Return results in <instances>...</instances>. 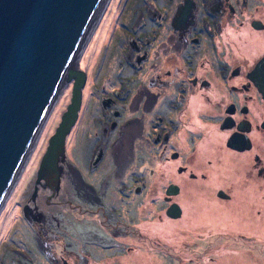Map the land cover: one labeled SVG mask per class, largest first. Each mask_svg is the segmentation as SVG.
<instances>
[{
    "label": "flooded vegetation",
    "instance_id": "af4514ba",
    "mask_svg": "<svg viewBox=\"0 0 264 264\" xmlns=\"http://www.w3.org/2000/svg\"><path fill=\"white\" fill-rule=\"evenodd\" d=\"M263 58L264 0H111L79 60L85 82L75 149L80 130L96 148L93 171L76 162L84 185H76L78 209L108 218L107 180L121 181L110 195L123 196L135 175H180L183 184L189 177L215 189L225 217L249 219L240 239L252 243L255 225L264 227V92L255 72ZM181 191L174 180L163 187L160 220L183 215ZM104 222H96L101 232Z\"/></svg>",
    "mask_w": 264,
    "mask_h": 264
},
{
    "label": "rangeland",
    "instance_id": "374dc122",
    "mask_svg": "<svg viewBox=\"0 0 264 264\" xmlns=\"http://www.w3.org/2000/svg\"><path fill=\"white\" fill-rule=\"evenodd\" d=\"M106 32L101 34L97 48L105 41ZM93 55L96 59L97 53L92 52L88 58V70L94 63ZM87 88L88 93L90 84ZM71 101L72 89H67L44 127L40 146L0 213V264H264V227L257 223L252 231L262 240L243 241L240 234L252 229L246 224L249 219L244 221L239 212L225 217L214 196L215 189L206 192L200 182L189 177L183 184L179 180L184 176L180 175H135L136 181L130 184L134 190H126L123 196L110 195L113 188H121V181L112 186L107 180L109 186L104 191L109 217L100 218V211L92 213L86 207L83 212L79 210L75 190L77 184L78 188L84 185L79 186L75 168L81 167L76 162H84L93 171L89 159L94 155L95 139L80 130L81 140L75 149V123L58 146L56 166L47 160ZM84 126L83 120L81 129ZM102 146L106 151V142ZM171 180L182 186L176 199L184 213L177 219L160 220L157 203ZM117 181L113 178L112 182ZM143 181L145 190L139 191ZM100 219L108 225L104 232L96 226ZM102 240L106 245L99 243ZM87 242L90 250L86 249ZM105 246L104 254L93 249Z\"/></svg>",
    "mask_w": 264,
    "mask_h": 264
},
{
    "label": "water",
    "instance_id": "95a60500",
    "mask_svg": "<svg viewBox=\"0 0 264 264\" xmlns=\"http://www.w3.org/2000/svg\"><path fill=\"white\" fill-rule=\"evenodd\" d=\"M105 3L0 0V213L70 82L72 101L52 141L62 146L75 124L85 82L79 60ZM255 72L264 92V58Z\"/></svg>",
    "mask_w": 264,
    "mask_h": 264
},
{
    "label": "bare ground",
    "instance_id": "6f19581e",
    "mask_svg": "<svg viewBox=\"0 0 264 264\" xmlns=\"http://www.w3.org/2000/svg\"><path fill=\"white\" fill-rule=\"evenodd\" d=\"M110 2H111V0H106V3L103 6L99 7V9H98L99 12L97 14V22H96L95 26L92 29L93 31H94V29H96V27L98 26L100 20L105 16L106 12L108 11V5H109ZM91 31H90V33H91ZM92 35H93V32H92ZM88 39H89V37H88ZM84 44H85V42L83 43V46H84ZM42 138H43V136L41 137V140H42ZM41 140L39 142V146L41 144ZM57 154H58V144L56 142H53L52 146L50 147L49 153L47 155V160L51 163V165L53 167H55L57 162H58ZM261 260L264 263V258L263 257L261 258Z\"/></svg>",
    "mask_w": 264,
    "mask_h": 264
}]
</instances>
